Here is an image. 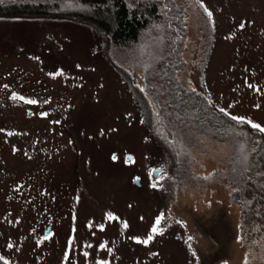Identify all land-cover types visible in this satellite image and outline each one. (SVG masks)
I'll use <instances>...</instances> for the list:
<instances>
[{"label": "rangeland", "instance_id": "obj_1", "mask_svg": "<svg viewBox=\"0 0 264 264\" xmlns=\"http://www.w3.org/2000/svg\"><path fill=\"white\" fill-rule=\"evenodd\" d=\"M175 1L180 88L264 127V0ZM138 61L111 63L94 32L66 20L0 17L3 263L264 264L224 181L239 146L167 127L173 176L133 86L164 88Z\"/></svg>", "mask_w": 264, "mask_h": 264}, {"label": "trees", "instance_id": "obj_2", "mask_svg": "<svg viewBox=\"0 0 264 264\" xmlns=\"http://www.w3.org/2000/svg\"><path fill=\"white\" fill-rule=\"evenodd\" d=\"M0 17L66 20L94 32L111 63L117 58L148 64L149 80L162 85L163 93L153 97L147 83L149 96L133 89L166 168L174 176L180 161L178 147L164 134L167 127L239 146L224 181L239 206L244 241L264 240V132L215 112L200 96L180 88L176 73L183 67L186 29L175 0H0Z\"/></svg>", "mask_w": 264, "mask_h": 264}, {"label": "snow or ice", "instance_id": "obj_3", "mask_svg": "<svg viewBox=\"0 0 264 264\" xmlns=\"http://www.w3.org/2000/svg\"><path fill=\"white\" fill-rule=\"evenodd\" d=\"M209 16H211V13H209ZM14 99H23V97H16L14 96ZM28 103H35V101H27ZM221 111H223V109H221ZM227 115V113H225ZM232 120L237 121L239 123H247V124H251V127L254 129H258L260 132H264V127H261V125L256 124V123H252L251 121H246L243 117H236V116H232L231 117ZM113 159H116V157L114 156ZM155 187V185H153ZM159 222V221H157ZM125 227H127V225H125ZM155 231V229H154ZM146 243V241H145ZM85 255H87V253H85ZM0 259H3L2 257H0ZM5 264H7V261H5Z\"/></svg>", "mask_w": 264, "mask_h": 264}, {"label": "water", "instance_id": "obj_4", "mask_svg": "<svg viewBox=\"0 0 264 264\" xmlns=\"http://www.w3.org/2000/svg\"><path fill=\"white\" fill-rule=\"evenodd\" d=\"M126 159H127V161H131L132 160V156L131 155H127ZM162 172H163V169H155L153 171V176L158 178ZM133 183H134V185L140 187L141 186V178L140 177H135L133 179Z\"/></svg>", "mask_w": 264, "mask_h": 264}, {"label": "flooded vegetation", "instance_id": "obj_5", "mask_svg": "<svg viewBox=\"0 0 264 264\" xmlns=\"http://www.w3.org/2000/svg\"><path fill=\"white\" fill-rule=\"evenodd\" d=\"M44 227H45V225H44ZM51 229H52V224L49 223V225L46 226V228L43 230V231H44V234H45L46 236H48V235L50 234V232H51ZM39 243L42 244V243H43V240L40 239V240H39Z\"/></svg>", "mask_w": 264, "mask_h": 264}]
</instances>
